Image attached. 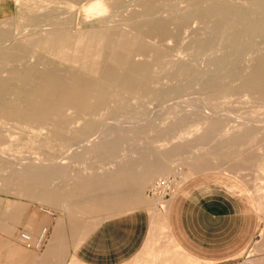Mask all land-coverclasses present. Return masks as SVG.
<instances>
[{"label":"bare ground","instance_id":"obj_1","mask_svg":"<svg viewBox=\"0 0 264 264\" xmlns=\"http://www.w3.org/2000/svg\"><path fill=\"white\" fill-rule=\"evenodd\" d=\"M52 1L55 5L45 12L33 8L25 13V20L32 26L28 37L16 38L15 32L0 29V150L16 136L15 130L35 137L44 130L53 138L63 139L69 150L82 147L71 155L76 161L89 158L90 165L115 166L102 172L99 168L100 173L77 172L72 187L55 188L54 180L69 184L73 179L64 165H55L53 158H46L47 165L38 166L25 165V161L19 169L7 170L10 172L4 178L5 186H12L18 195L52 204L77 197L78 209L83 212L141 204L139 187L167 170L171 160L188 152L192 141L162 148L163 144L142 143L139 138L124 146L130 137L115 129V122L101 125L103 118L121 114L148 116L144 108L147 99L164 104L196 86L215 97L245 90L264 99V0H185L183 7L178 0ZM132 1L138 8L125 18L128 27L106 26L108 19L99 18L102 15L96 19L101 22L98 27L81 29L74 25L75 7L85 12H102L105 7L116 11ZM35 5L42 6L41 0H36ZM60 8L68 15H61ZM191 20H197L199 26L191 31L184 45L190 59L171 58L166 44L151 40L178 41ZM247 53L251 54L249 59L245 58ZM202 56L206 63L199 66L196 59ZM182 116L170 121L162 131L178 128L184 123ZM152 126L151 122L138 125L134 131L141 133ZM227 130L218 118L207 120L194 138L207 150L191 156V169L200 170L212 164L206 153L221 158L239 157L248 164L264 167L259 151L264 146V134L245 124ZM123 148L134 151L136 156L121 157ZM236 164L229 163L231 167ZM261 195L264 204V190ZM185 261L192 264L189 258Z\"/></svg>","mask_w":264,"mask_h":264},{"label":"rangeland","instance_id":"obj_2","mask_svg":"<svg viewBox=\"0 0 264 264\" xmlns=\"http://www.w3.org/2000/svg\"><path fill=\"white\" fill-rule=\"evenodd\" d=\"M181 1L182 3L179 5L185 6V0H178V3ZM41 3L42 6L37 8L36 5L33 6L36 4V0H0V29L7 28L12 34L15 32L13 36L16 38L28 37L32 33V26L25 20V13L33 8L45 12L55 5L52 0H41ZM59 5L62 6L63 4ZM135 5V1H132L124 9L112 11L105 7L102 12H97V10L85 12V9L75 7L72 18L74 25L77 24V28L81 29L101 25V22L96 20L100 15L104 16L99 18L108 19L105 22L106 26L118 24L121 27H128L125 18L132 9L138 8V5ZM62 12L61 15L63 16L68 15L64 8ZM108 12L113 13L109 15ZM198 26L197 20H191L186 30L184 28L178 41L173 38L164 41H159L157 38H151V40L160 45L166 44L169 47V55L173 56L171 58L175 56L174 59H190L184 45L189 40L191 31ZM176 48H180L178 51L182 52L180 53L182 55L179 52L177 54ZM250 57V53L245 55L246 59ZM196 62L199 66H204L206 63L203 56L197 58ZM195 92L199 94H195ZM178 96L164 104L153 99H147L144 102V108L146 107L149 115L145 117H128L121 114L111 118L105 117L101 121V125L105 124V126L113 125L114 122L117 123L118 126H115V129L130 137L129 142H126L124 146L139 138L138 141L142 143L153 142L166 145L165 147L160 145L162 148H169L184 140L192 141L188 152L183 153L182 157L171 160L167 170L155 174L148 182L139 187L141 204L118 205L83 212L78 209L77 197L60 199L57 203L52 204L37 197L18 195L12 186H5L4 178L10 172L7 170L10 168L19 169L25 161V165L38 166L47 165L46 158H53L55 165H64L73 179L69 184L58 179L54 180L52 185L55 188L72 187L75 180L74 174L77 172L90 173L99 168V171L102 172L104 169L113 168L115 165L107 163L99 164L97 167L88 164L89 158L85 162L76 161L71 155L80 152L82 147H74L69 150L63 139L53 138L48 131L43 130L38 137H35L37 135L15 130L17 131V134L14 133L16 136H13L8 143L6 142L4 149L0 150V264H16L12 253L15 251L16 254L18 249L25 252L26 264H39L38 259L45 254L51 236L57 229L61 230V233H57L59 234L57 237H60L61 240L57 238L55 245L65 249L73 242H67L64 239L78 236L72 232L75 229L72 226L74 222H91L95 219L116 216L134 210H140L143 214L148 212L152 231L147 251L144 250L141 253L142 262L138 264H146L147 261L148 264H166L164 263L165 260L170 261V264H188L184 254L189 255L195 261L191 260L192 264H264V204L261 195L264 190V167L260 168V164L256 163L248 164L239 157L226 156L221 158L219 155L211 153H206V157L212 162L210 166L193 170L189 165L191 156L207 150L205 145L196 143L194 138L201 133L207 120L211 117L218 118L222 122L223 128L225 130L228 128L227 131L245 124L257 128L259 134L263 135L264 99L253 97L245 90H239L226 97H215L198 86ZM181 116L185 118L182 125L170 132L162 131L163 127L170 121ZM149 122L153 126L147 127L144 132L137 133L134 131L136 126ZM18 138L19 140H17ZM50 142L52 146L47 145ZM121 151L123 152L121 157L124 155L136 156L134 151L126 148L121 149ZM259 151H261V161L264 164V146H261ZM219 159L222 161L221 163L217 162ZM235 161L238 164L231 167L229 163ZM87 167L92 168L89 170ZM165 176H169L172 180L171 194L166 197L149 195L148 188L151 184L156 179ZM41 205L50 208L53 214L49 215L41 211ZM44 226L48 229V237L42 248L27 246L19 239L20 231H27L35 237ZM166 246L167 249L165 250ZM161 250H165L164 255L156 258L155 254ZM53 261L55 264H62V260L56 262L53 259ZM152 261L155 262L152 263Z\"/></svg>","mask_w":264,"mask_h":264},{"label":"crops","instance_id":"obj_3","mask_svg":"<svg viewBox=\"0 0 264 264\" xmlns=\"http://www.w3.org/2000/svg\"><path fill=\"white\" fill-rule=\"evenodd\" d=\"M72 226L75 227L72 232L78 236L66 237L64 240L73 244L65 249L57 247L55 241L60 238L57 233H61L57 229L51 236L45 254L38 259L39 264H55L53 259L56 262L62 260V264H70L73 260L80 264H138L142 262L141 253L147 251L152 234L149 214L147 211L143 214L140 210L91 222H74ZM165 250H161L159 255L155 254V257L163 256ZM184 255L186 260L187 257L192 260L189 255ZM12 256L16 264H26L25 252L18 249L16 254L13 251Z\"/></svg>","mask_w":264,"mask_h":264},{"label":"built area","instance_id":"obj_4","mask_svg":"<svg viewBox=\"0 0 264 264\" xmlns=\"http://www.w3.org/2000/svg\"><path fill=\"white\" fill-rule=\"evenodd\" d=\"M172 192V180L169 176L160 177L156 179L151 186L148 188V194L151 196H157V197H166L170 195ZM40 210L52 215L53 211L44 206H40ZM48 237V229L47 227H42L39 233L33 237L29 232L27 231H20L19 232V239L22 243H24L27 246H32L34 248H42L45 243L47 242Z\"/></svg>","mask_w":264,"mask_h":264}]
</instances>
